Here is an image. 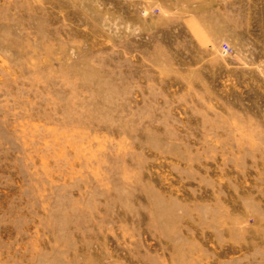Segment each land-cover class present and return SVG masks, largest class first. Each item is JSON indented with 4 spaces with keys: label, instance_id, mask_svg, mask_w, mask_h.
Here are the masks:
<instances>
[{
    "label": "rangeland",
    "instance_id": "obj_1",
    "mask_svg": "<svg viewBox=\"0 0 264 264\" xmlns=\"http://www.w3.org/2000/svg\"><path fill=\"white\" fill-rule=\"evenodd\" d=\"M0 264H264V0H0Z\"/></svg>",
    "mask_w": 264,
    "mask_h": 264
}]
</instances>
